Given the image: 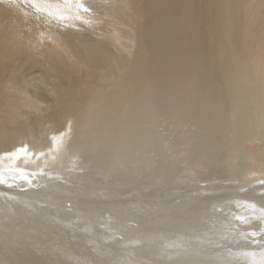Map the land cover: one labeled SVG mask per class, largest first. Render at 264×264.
Masks as SVG:
<instances>
[{
    "label": "bare ground",
    "instance_id": "obj_1",
    "mask_svg": "<svg viewBox=\"0 0 264 264\" xmlns=\"http://www.w3.org/2000/svg\"><path fill=\"white\" fill-rule=\"evenodd\" d=\"M182 172L244 188L200 196L205 220L145 234L156 244L114 216L153 223L198 197L109 196L95 224L57 203L66 193L31 196L78 180L170 188ZM29 176L44 180L26 185L36 207L14 211ZM262 188L264 0H0V264H259L264 238L242 250L240 233L264 220L234 216L264 209Z\"/></svg>",
    "mask_w": 264,
    "mask_h": 264
},
{
    "label": "rangeland",
    "instance_id": "obj_2",
    "mask_svg": "<svg viewBox=\"0 0 264 264\" xmlns=\"http://www.w3.org/2000/svg\"><path fill=\"white\" fill-rule=\"evenodd\" d=\"M30 170L35 171L33 169H30ZM38 172H39V170H38ZM185 174L183 173L184 179H182L179 182L180 183L179 186H173V187L171 186L170 188H167L165 186H159L158 189L157 188L152 189V187H135V188L127 187V188L123 189L122 186H119V187H112V188L104 189V188H101V185L92 186V185H88L85 182H79V180H78L76 182L70 183L72 185H67V184L64 185L65 183L59 184V186L56 185L55 189H48L43 185H38V186L35 185L34 188L37 190L38 193L33 194L31 196L33 197V199L34 198H38V199L42 198L44 200L56 199L55 197H52V195L57 194L59 192H61L60 196H63L62 193H66L69 196H73V197L64 196L62 199L58 198L57 203H61L60 206H62L63 209L69 208L70 204H73L74 206L72 207V210H76L80 214H85L86 217H89V218L90 217L91 218L92 217L98 218L97 220L95 219V224L99 220H101L102 217L108 218L109 215L110 216L113 215V213H112L113 211L111 209L114 208L113 206L116 204V201L108 200L107 198L109 196L118 197V196H121L123 194L126 196L142 195L145 197H151V198H157V199H163V200L166 199L165 200L167 202L166 205L173 204L175 201H177L181 197H185V195L186 196L195 195L196 197H198L196 202L192 206L189 205L188 208L185 207L192 214L185 215L181 212V210L182 211L184 210L183 207H180V208L174 207V208L170 209L169 211L161 214L160 216L162 218L157 213H152L151 214L152 215L151 216L152 217L151 222H153V223L145 222L143 219L144 215L143 214H137L138 212H130V213L129 212H127V213H121L120 212L121 214L119 213V215L114 216V217H121L124 219L129 218L128 224L132 225L136 229H138L140 236L141 235H142V237L144 236L143 239L153 240L156 244V241L154 240L155 238L149 237L145 234H147L149 232V233H154V235H157V233L160 230L161 231L162 230L167 231L169 229L170 230L174 229L176 231H180L181 229H183L181 231H184V229L188 225H191V224H192V226L194 224L197 225V223H201L203 220H205L204 217H205L206 213H208L211 210L213 201L212 200L207 201V202L203 201L200 199V196H204V194L206 195L209 193L210 194H216V193H219L221 191L224 195V194L230 193V192H227V193L223 192L224 190H227L229 188H232V187L238 188L239 186H241V188H244V186L238 185V184H232L233 186L232 185H226L225 187H215V186L209 187L207 185V184H209V182L204 181V180L202 181L198 177L194 178V179H190L187 176V174L186 175ZM39 178H40L39 176H29L27 179H25L23 181H18L17 183H14L15 185L17 184V186H21V187H23V185H25V187L22 188L24 196H18L17 195L18 197L16 196L14 198H8V199H12V200L16 201V202L11 201L12 202L11 204L16 205V206L12 205V207H11L12 209L14 208L13 209L14 211L19 209L20 207L21 208H23V207L35 208L36 207V203L32 202V199L30 201L29 196L25 197V191L32 188V187L26 186L27 184H30L32 182H40V181L43 182L44 181L43 179H39ZM31 185H33V184H31ZM239 189H240V187H239ZM2 190L5 191V189H2ZM260 191L261 192L259 193L258 198L264 204V188H262ZM8 192L11 193L10 191H8ZM30 193L32 194V192H30ZM40 193H45L46 195H44L43 197L38 196ZM182 195H184V196H182ZM223 197H225L224 199H226L229 196L227 197L226 195H224ZM206 207H208V208H206ZM206 210H208V211H206ZM128 213L133 214V216H129ZM77 216H79V215L77 214ZM158 218H159V220H158ZM35 219H37V218H35ZM163 219H165V220H163ZM183 225H185L186 227ZM153 226L155 228H153ZM112 227L113 228L118 227L120 229L123 227V224L120 221H114V225ZM152 229H154V230H152ZM57 232H58V230H57ZM256 232L258 233L257 237L255 238L256 241L258 239L264 238V231L261 232L260 230H257ZM243 239L245 242H244V244H241L243 246L242 250H246L247 249L246 246H248L249 243L252 242V238L251 237H243ZM231 245H232V247H230V249L231 248L233 249L235 247V242ZM145 246H148V245H145ZM207 248H210V247H207ZM206 249L205 248L202 249L203 250L202 254L204 256H207V257L212 256L213 254L212 253L208 254L209 250H206ZM227 250H229V249L226 248L225 252ZM143 258L144 257H142L141 259H143ZM153 264H155V263H153Z\"/></svg>",
    "mask_w": 264,
    "mask_h": 264
},
{
    "label": "snow or ice",
    "instance_id": "obj_3",
    "mask_svg": "<svg viewBox=\"0 0 264 264\" xmlns=\"http://www.w3.org/2000/svg\"><path fill=\"white\" fill-rule=\"evenodd\" d=\"M32 3L35 4L36 0H32ZM78 7L83 8L84 11H88L89 10L86 7H84L82 3H79ZM36 10H37V12L47 11V9H41L39 7H37ZM19 151L23 152V151H25V149L22 148ZM25 179H27V177H25ZM241 206L246 208V209H248V210H250L252 215H249V216H245V215L234 216V219L236 221H239L242 224H247L251 220L257 219V218L264 220V209H259V208L256 207L255 204H250V203H244ZM256 213H259L258 217L256 216ZM225 227H227V225H225ZM240 235L242 237H251L253 243L257 242L255 238L257 237L258 233L256 231H254V230L253 231H249V232H241ZM246 254L249 255V256H255V252H248ZM259 264H264V251L261 252V259L259 261Z\"/></svg>",
    "mask_w": 264,
    "mask_h": 264
}]
</instances>
